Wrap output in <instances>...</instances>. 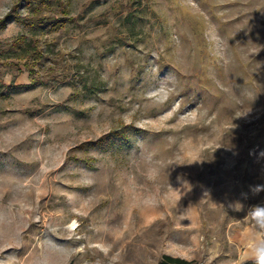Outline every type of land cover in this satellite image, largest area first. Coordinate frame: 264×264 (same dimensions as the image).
I'll return each mask as SVG.
<instances>
[{"label":"rangeland","instance_id":"rangeland-1","mask_svg":"<svg viewBox=\"0 0 264 264\" xmlns=\"http://www.w3.org/2000/svg\"><path fill=\"white\" fill-rule=\"evenodd\" d=\"M262 152L264 0H0V264H257Z\"/></svg>","mask_w":264,"mask_h":264},{"label":"trees","instance_id":"trees-1","mask_svg":"<svg viewBox=\"0 0 264 264\" xmlns=\"http://www.w3.org/2000/svg\"><path fill=\"white\" fill-rule=\"evenodd\" d=\"M158 264H196L194 261H188L171 255H163ZM255 264V263H250Z\"/></svg>","mask_w":264,"mask_h":264},{"label":"clouds","instance_id":"clouds-1","mask_svg":"<svg viewBox=\"0 0 264 264\" xmlns=\"http://www.w3.org/2000/svg\"><path fill=\"white\" fill-rule=\"evenodd\" d=\"M261 156L264 157V152L261 153ZM204 161H193L192 163H203ZM190 163V164H192ZM257 264H264V250L258 251L257 254Z\"/></svg>","mask_w":264,"mask_h":264}]
</instances>
